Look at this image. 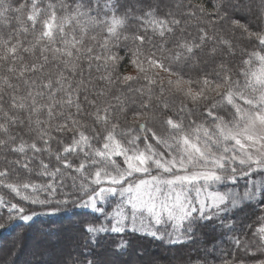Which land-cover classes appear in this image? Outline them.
I'll return each instance as SVG.
<instances>
[{"label": "snow or ice", "instance_id": "snow-or-ice-1", "mask_svg": "<svg viewBox=\"0 0 264 264\" xmlns=\"http://www.w3.org/2000/svg\"><path fill=\"white\" fill-rule=\"evenodd\" d=\"M61 213L30 264H264V0H0V230Z\"/></svg>", "mask_w": 264, "mask_h": 264}, {"label": "trees", "instance_id": "trees-1", "mask_svg": "<svg viewBox=\"0 0 264 264\" xmlns=\"http://www.w3.org/2000/svg\"><path fill=\"white\" fill-rule=\"evenodd\" d=\"M131 71V69H127ZM85 210L78 209L77 212L83 213ZM71 225V218L64 213L56 216H38L29 225H24L17 221L11 229L0 230V264H11L9 253L12 251V244L17 241L18 247L14 256L15 264H30L34 253L50 251L55 247V238L60 236ZM138 247L145 252L144 260L157 259L160 264H172L173 249L165 248L158 241L148 238H138ZM179 254L180 249H177ZM38 264V262H34Z\"/></svg>", "mask_w": 264, "mask_h": 264}]
</instances>
